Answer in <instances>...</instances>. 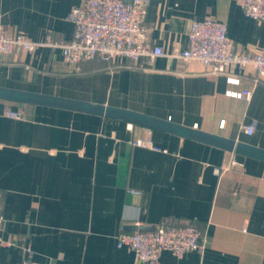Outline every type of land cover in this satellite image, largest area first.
<instances>
[{
  "label": "crops",
  "instance_id": "0c3cea01",
  "mask_svg": "<svg viewBox=\"0 0 264 264\" xmlns=\"http://www.w3.org/2000/svg\"><path fill=\"white\" fill-rule=\"evenodd\" d=\"M81 2L0 0V20L34 42L49 34L68 42L67 17ZM205 18L225 22L240 51L264 52V24L232 0H150L147 43L184 50L193 20ZM232 77L239 84L168 56L76 69L48 47L0 55V88L127 109L264 150V82L251 69ZM242 90L252 91L250 101L230 94ZM0 192V264H23L26 247L33 264H142L116 237L165 219L193 225L205 250L164 252L161 264H264V161L200 140L0 99Z\"/></svg>",
  "mask_w": 264,
  "mask_h": 264
},
{
  "label": "built area",
  "instance_id": "2783aa9c",
  "mask_svg": "<svg viewBox=\"0 0 264 264\" xmlns=\"http://www.w3.org/2000/svg\"><path fill=\"white\" fill-rule=\"evenodd\" d=\"M244 14L264 24V0H232ZM150 0H82L72 8L67 19L74 25L71 41L54 39L49 34L43 42H34L22 34L11 33L0 20V55H20L33 52L39 47L60 50L65 62L72 68L95 59L116 64L121 60L132 62L147 57L151 62L158 57H171L185 62L201 65L212 75H226L232 83L239 84L236 73L253 70L257 82H264V52L246 53L240 51L228 36L225 22L205 18L193 20L189 32V46L167 54L163 47L148 45V29L145 16ZM231 96L250 101L251 90L230 92ZM9 117L21 119V112H7ZM254 125L244 128L252 135ZM135 146L153 147L145 140H136ZM232 164H237L236 160ZM226 170H216L222 175ZM136 193V192H133ZM2 193L0 192V233L4 222ZM118 248H127L142 264H161L164 252H170L177 258L189 252L203 254L205 245L200 232L190 224L178 220L165 219L153 230L122 232L117 237ZM0 243L1 240H0ZM28 258L23 264H33L34 252L25 248Z\"/></svg>",
  "mask_w": 264,
  "mask_h": 264
},
{
  "label": "water",
  "instance_id": "95a60500",
  "mask_svg": "<svg viewBox=\"0 0 264 264\" xmlns=\"http://www.w3.org/2000/svg\"><path fill=\"white\" fill-rule=\"evenodd\" d=\"M0 99L17 102L21 105L34 104L66 110H73L83 113L96 114L112 119H120L131 124L139 125L149 129H156L174 133L183 138L196 139L214 146L224 148L228 151L264 161V150L251 145L229 140L220 136L211 135L197 131L185 126L174 124L165 120L121 108L93 104L90 102L29 93L19 90L0 88ZM153 228L135 227L133 231H150Z\"/></svg>",
  "mask_w": 264,
  "mask_h": 264
}]
</instances>
